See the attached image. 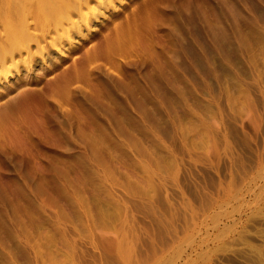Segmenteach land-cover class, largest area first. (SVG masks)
Wrapping results in <instances>:
<instances>
[{"label":"rangeland","instance_id":"rangeland-1","mask_svg":"<svg viewBox=\"0 0 264 264\" xmlns=\"http://www.w3.org/2000/svg\"><path fill=\"white\" fill-rule=\"evenodd\" d=\"M102 1L0 0V264H264V0Z\"/></svg>","mask_w":264,"mask_h":264},{"label":"bare ground","instance_id":"bare-ground-1","mask_svg":"<svg viewBox=\"0 0 264 264\" xmlns=\"http://www.w3.org/2000/svg\"><path fill=\"white\" fill-rule=\"evenodd\" d=\"M101 1H102V0H101ZM100 3H103V1L100 2ZM105 4H106V3H105ZM102 7H103L102 5H99V6L95 7L94 10H93V9L91 10V13H94L95 15H96V14H99V13L101 14V12H102ZM114 11H115V10H114ZM86 20H87L86 17L83 18V21H86ZM90 30H91V29H90ZM68 41H69V40H68ZM6 76H7V77L10 76V73L7 72L6 75H4V77H6Z\"/></svg>","mask_w":264,"mask_h":264}]
</instances>
